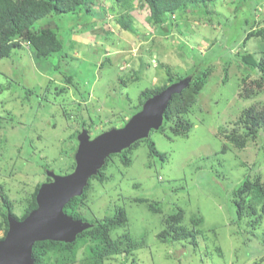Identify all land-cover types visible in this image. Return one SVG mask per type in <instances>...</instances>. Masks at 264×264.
<instances>
[{
	"label": "rangeland",
	"instance_id": "rangeland-1",
	"mask_svg": "<svg viewBox=\"0 0 264 264\" xmlns=\"http://www.w3.org/2000/svg\"><path fill=\"white\" fill-rule=\"evenodd\" d=\"M129 3L124 9L110 0H91L90 17L80 21L71 13L41 18L33 27L51 23L64 42L62 52L37 58L21 39L0 57V194L21 217L36 185L47 181V169L73 170L82 128L94 137L123 126L143 88L162 85L166 69L183 75L199 61L208 74L183 115L191 125L187 133L175 134L176 120L170 119L131 149L108 156L90 177L75 219L104 220L124 209L126 221L110 237L128 234L137 246L104 257L102 264H264L261 203L256 213L240 218L234 205V188L245 177L259 179L264 189V123L251 136L240 121L252 101L264 103V92L239 96L242 80L257 77L240 67L242 55L259 59L264 52V35L245 36L252 27L264 31V0L189 4L186 12L172 14L168 34L156 31L144 0ZM199 6L204 11H196ZM121 15L132 31L121 26ZM234 130L244 134V146L224 136ZM150 143L163 158L149 154ZM223 144L226 152L220 151ZM177 210L195 234L165 242L158 233ZM4 235L0 228V238ZM95 245L84 237L71 249L50 250L43 264H82Z\"/></svg>",
	"mask_w": 264,
	"mask_h": 264
},
{
	"label": "trees",
	"instance_id": "trees-1",
	"mask_svg": "<svg viewBox=\"0 0 264 264\" xmlns=\"http://www.w3.org/2000/svg\"><path fill=\"white\" fill-rule=\"evenodd\" d=\"M110 1L114 4L120 5L124 9L131 8L129 3L130 0ZM144 1L149 10L148 19L153 25H155L156 31H158L159 34H168L166 32L169 31V19L172 18L173 13L176 11L186 12L189 4L196 7L195 5L197 2H202L203 5L206 6V4H208L211 0ZM90 4L91 0H0V57L8 56L11 51L20 44L21 39L26 40L29 43L30 47L33 49L35 57L37 58H46L56 52H62L64 42L62 38L58 36V31H55L51 27V23H48L45 26L43 25L38 29L33 27V24L41 18L46 17L48 19L49 17H53V15L59 16L63 13H71L73 15L76 14V21L85 20L91 15ZM198 9L199 10L196 11H204V9L200 6ZM207 11L209 10L207 9ZM119 23L125 30L132 31L133 26L131 22L124 16L121 15L119 17ZM76 25H78V22L72 24L71 31H73V28ZM253 35H264V31L260 29L254 30L252 27V29L246 33L245 36L246 38H249ZM14 36H17L20 39H14ZM199 65H201L199 61L195 62L192 71L183 75L172 73L166 69L168 79L160 86L143 88L138 95V108L133 113L137 112L141 108L142 103L148 97L160 92L172 82H175L185 76H191L188 86L181 92L174 93L169 99L163 114L162 122L163 125L168 120L175 119V126L172 127L171 130L175 134H186L191 125L183 115L188 112L192 104L197 100V95L203 88L206 79L205 77L208 74V70H205L206 67H202V69ZM239 65L244 71H247V73L257 75V77L248 81L242 80V90L239 92V96L242 98H255V96L259 93L264 92V52L259 59L255 58L251 53L246 52L242 55V60L239 62ZM240 121L245 128V134L255 136L258 127L264 123V103L260 100L252 101L249 106L242 110ZM75 135L76 132L73 134V137H75ZM224 136L226 139H229L239 147L245 145V136L242 132L234 130L232 132L225 133ZM139 140L135 141L125 149H131L132 146ZM227 148V145L223 144L220 151L226 152ZM149 154L152 156H158L159 158L164 157V154L159 153V151L155 148L154 143L149 144ZM122 160L125 164L128 163L125 156L122 157ZM49 180L50 177L47 176V181ZM39 186L40 183L36 185L31 197L28 199L27 206L21 217H17L13 212L12 204L7 196L0 194V215L2 217L0 219V228H3L5 233L8 228V214H11L18 219H22L37 206L35 196ZM83 197L84 193L70 198V200L63 207L64 212L71 215L73 218H77V207L83 203ZM234 197L236 217L240 218L247 214L252 215L256 213L257 203H261V210L264 212V189L259 179L252 181L248 177H245L234 188ZM247 197L250 198L248 202L245 200ZM139 200L144 201L143 198H139ZM149 207L154 211L160 210L157 204L149 203ZM182 219L183 213L181 210L168 214L164 220L165 227L158 233L159 238L165 242H172L188 236H193L195 234L194 231L187 229L182 224ZM125 221V211L123 208L118 207L115 209L112 216L106 217L104 220L97 219L87 221L91 223V226L77 234L72 242L54 240L35 241L32 248V257L34 259L33 264H43V256L50 250L56 249L64 251L71 249L80 239L84 237H88L96 241V245L90 247V255L84 258L82 264H102V260L106 256L118 252L127 253L130 249L137 246V241L130 239L128 234L114 239L110 237V231L114 227L122 225Z\"/></svg>",
	"mask_w": 264,
	"mask_h": 264
},
{
	"label": "water",
	"instance_id": "water-1",
	"mask_svg": "<svg viewBox=\"0 0 264 264\" xmlns=\"http://www.w3.org/2000/svg\"><path fill=\"white\" fill-rule=\"evenodd\" d=\"M190 80L191 76H185L148 97L121 127L110 128L92 138L82 128L76 136L73 170L56 174L47 169L51 180L40 184L35 196L37 206L22 219L7 215L8 228L0 239V264H33L35 241L72 242L77 234L90 227V222L65 213L64 205L83 193L89 178L98 173L109 155L121 152L135 141L147 138L151 130L159 129L169 99L187 87Z\"/></svg>",
	"mask_w": 264,
	"mask_h": 264
},
{
	"label": "clouds",
	"instance_id": "clouds-1",
	"mask_svg": "<svg viewBox=\"0 0 264 264\" xmlns=\"http://www.w3.org/2000/svg\"><path fill=\"white\" fill-rule=\"evenodd\" d=\"M91 138H92V137H91ZM48 170H49V169H48ZM46 175H47V174H46ZM50 180H51V178H50ZM50 180H49V181H50ZM45 182H46V181H45Z\"/></svg>",
	"mask_w": 264,
	"mask_h": 264
}]
</instances>
